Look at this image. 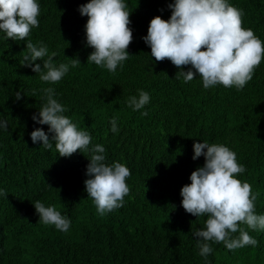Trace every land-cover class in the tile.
<instances>
[{
    "label": "trees",
    "instance_id": "obj_1",
    "mask_svg": "<svg viewBox=\"0 0 264 264\" xmlns=\"http://www.w3.org/2000/svg\"><path fill=\"white\" fill-rule=\"evenodd\" d=\"M86 2L40 0V23L29 36L13 40L0 32V117L7 121L0 129V187L7 192L0 195V264H264V229L243 223L256 245L228 249L223 241H209L213 251L205 259L192 232L205 227L208 214L196 216L180 203V188L204 163L203 155L192 159L193 142L206 139L236 152L245 171L234 175L252 185L255 211L264 213V57L242 89L205 88L199 76L185 82L175 77L179 68L169 58L156 60L142 39L153 16H170L172 0H127L130 55L111 72L87 61L93 50L85 39L88 17L78 10ZM229 2L243 10L242 26L264 41V0ZM28 39L55 51L57 65L73 57L81 63L70 64L59 81H43L22 64ZM46 58L35 62L43 66ZM48 86L67 106L65 114L91 133L92 142L104 144L106 162L130 168L122 206L97 212L84 185L89 152L61 156L55 141L46 148L31 140L34 127L48 129L32 119ZM139 88L150 93L147 115L126 103ZM37 199L69 216V230L40 221L32 203Z\"/></svg>",
    "mask_w": 264,
    "mask_h": 264
},
{
    "label": "clouds",
    "instance_id": "obj_2",
    "mask_svg": "<svg viewBox=\"0 0 264 264\" xmlns=\"http://www.w3.org/2000/svg\"><path fill=\"white\" fill-rule=\"evenodd\" d=\"M167 7L171 9L170 16L167 19L153 16L147 34L142 36L150 46L151 55L156 60L169 58L179 68L175 77H182L185 82L199 76L205 88L223 84L242 89L264 57V41L253 29L242 26L243 10L229 0H172ZM78 10L88 17L84 24L85 39L93 50L87 61L111 72L118 65L123 67V61L130 55L128 45L133 40L127 0H87L78 5ZM39 13L40 0H0V32L5 38L24 40L39 25ZM26 47L28 51L22 64L39 73L43 81H59L69 71L70 64L81 63L73 57L68 63L55 64L56 52L49 53L43 41L33 43L28 39ZM43 57H47L42 60L43 66L35 62ZM182 65L190 67L185 70ZM42 92L45 102L32 114V119L40 125L47 124L48 129L34 127L31 140L42 141L46 148H52L55 141L61 156L77 150L89 152L84 185L97 212L103 215L122 206L130 191L126 181L131 175L130 168L119 161L106 162L104 144L93 143L91 133L65 114L67 106L56 98L58 93L54 87H44ZM137 92L126 103L133 110L143 109L141 115H147L144 106L150 101V93L143 88ZM21 95V91L16 92L17 99ZM110 125L113 132L119 131L117 117L110 118ZM6 127V119L0 117V129ZM201 155L203 165L197 166L190 173L191 182L180 188V203L187 212L196 216L208 214L205 227H197L192 232L200 254L207 259L213 251L209 241H223L228 249L256 245L258 240L242 223L249 228L264 229V213L255 211L256 194L252 192V185L234 175L244 172L245 165L238 162L236 152L224 143L194 140L192 159ZM6 194L0 187V195ZM32 203L40 221L61 231L69 230L71 218L54 204L46 205L39 199ZM237 230L238 235H233Z\"/></svg>",
    "mask_w": 264,
    "mask_h": 264
}]
</instances>
